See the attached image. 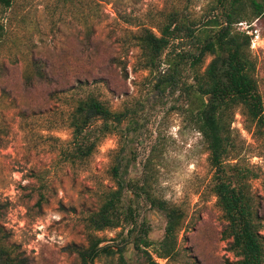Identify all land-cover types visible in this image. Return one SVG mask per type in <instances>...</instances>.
<instances>
[{
	"label": "rangeland",
	"instance_id": "rangeland-1",
	"mask_svg": "<svg viewBox=\"0 0 264 264\" xmlns=\"http://www.w3.org/2000/svg\"><path fill=\"white\" fill-rule=\"evenodd\" d=\"M212 1L13 0L9 8L0 6V225L29 264H82L71 248L88 246L86 219L117 186L111 169L119 157L129 163L126 180L136 185L150 177L152 194L180 209L184 222L177 253L158 258L167 218L130 187L124 196L133 216L118 229L95 233L101 247L120 249L127 264H141L129 237L136 226L134 235L146 231L154 244L148 250L158 264H240L225 234L208 146L187 113L192 74L184 69L176 92H162L136 46L141 29L174 11L200 18ZM252 26L250 51L264 99V16ZM37 63L50 79L27 86L26 74ZM166 68L161 64L159 72ZM90 95L131 117L118 134L103 137L99 127L92 129L93 155L73 162L72 114ZM232 129L239 157L231 163L250 171L246 183L264 238V135L250 131L240 111ZM95 264H119V255Z\"/></svg>",
	"mask_w": 264,
	"mask_h": 264
},
{
	"label": "trees",
	"instance_id": "trees-1",
	"mask_svg": "<svg viewBox=\"0 0 264 264\" xmlns=\"http://www.w3.org/2000/svg\"><path fill=\"white\" fill-rule=\"evenodd\" d=\"M12 3L13 0H0L4 8L11 7ZM263 16L264 0H213L200 18L174 11L165 22L151 29L143 28L136 36L143 68L151 74L157 73V87L162 92H176L180 83L177 78L184 69L192 74L193 84L185 87L187 113L208 146L210 164L215 171V193L228 222L225 234L232 238L233 251L240 257V264H264V238L246 183L250 171L231 163L239 157L232 129L236 112L240 111L250 131L264 135V99L250 51L252 23ZM244 24L249 28L239 30ZM4 35L5 26L0 17V41ZM169 49L175 53H166ZM164 55L166 59L162 62ZM163 63L167 68L161 73ZM49 79L37 63L35 70L26 74L25 83L32 86L35 80L48 82ZM130 117V111L114 110L93 95L79 99L71 118L74 148L70 160L83 161L93 155L97 142L90 140L92 129L99 127L103 137L118 134L120 126ZM128 167L123 158H115L111 171L117 186L105 192L100 208L86 219L88 246L71 248L82 264H95L102 257L113 255H119V264H127L122 250L101 247L103 240L95 233L118 229L130 221L134 211L126 207L124 196L130 187L167 218L164 239L155 252L157 257L168 260L177 253L184 213L152 194L150 177L146 174L142 184L129 183ZM135 227L129 230V237L141 254V264H158L148 250L154 244L147 232L134 235ZM29 263L0 225V264Z\"/></svg>",
	"mask_w": 264,
	"mask_h": 264
},
{
	"label": "built area",
	"instance_id": "built-area-1",
	"mask_svg": "<svg viewBox=\"0 0 264 264\" xmlns=\"http://www.w3.org/2000/svg\"><path fill=\"white\" fill-rule=\"evenodd\" d=\"M254 43H255V39H253Z\"/></svg>",
	"mask_w": 264,
	"mask_h": 264
}]
</instances>
